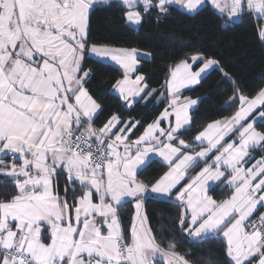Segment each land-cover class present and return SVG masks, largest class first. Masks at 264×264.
Here are the masks:
<instances>
[{"label":"snow or ice","instance_id":"snow-or-ice-1","mask_svg":"<svg viewBox=\"0 0 264 264\" xmlns=\"http://www.w3.org/2000/svg\"><path fill=\"white\" fill-rule=\"evenodd\" d=\"M97 2L0 0V185L11 181L13 189L0 193V264H155L158 256L166 264H190L175 244L157 243L141 211L149 191L175 194L183 209L179 225L191 242L219 239L226 264H264V212L255 215L264 208V130L256 127L257 120L264 125V88L250 96L235 86L230 100L239 102L238 110L192 137L201 145L195 150L178 136L191 127L189 111L197 100H180L177 93L200 83L209 69L228 77L218 60L197 52L192 63L186 58L175 66L167 84L172 111L163 117L174 115V126L161 128L157 120L131 142L127 133L136 124L119 127L125 122L118 115L94 127L103 109L86 87L94 72L85 68L90 55L123 66L124 78L114 88L124 100L147 88L140 86L143 76H129L139 63L135 48L90 44L89 17ZM120 3L126 22L138 26L153 10L159 20L172 5L195 13L205 0ZM210 3L230 19L246 11L264 18V0ZM258 35L264 40V26ZM257 150L260 159L246 167ZM150 154L163 157L168 168L146 183L138 171ZM201 162L205 166L180 187ZM216 182L229 189L227 198L208 194ZM128 198L136 201L130 230L122 212Z\"/></svg>","mask_w":264,"mask_h":264},{"label":"trees","instance_id":"trees-1","mask_svg":"<svg viewBox=\"0 0 264 264\" xmlns=\"http://www.w3.org/2000/svg\"><path fill=\"white\" fill-rule=\"evenodd\" d=\"M125 6L119 0L98 3L90 12L89 41L110 47L138 49L150 54L142 57L138 73L145 76L148 85L145 95L132 107L124 104L121 96L114 92L116 82L123 77V71L116 65L89 56L85 68L94 70L86 87L102 106L94 120V127H102L113 115L123 121L133 119L138 125L132 138L140 135L154 122L168 105L167 81L176 64L192 54L202 52L206 57L216 59L220 67L228 73L225 77L218 69L209 71L200 83L182 94L199 99L192 112V125L181 132L178 139H186L196 146L194 137L214 120L231 117L238 110L239 102L231 103L230 97L235 86L246 95L254 96L264 85V40L258 35L262 18L247 11L233 20L220 13L211 3H207L195 13H187L176 6H170L167 16L156 19V11L146 15L139 27L130 26L123 17ZM229 20L227 26L224 21ZM154 90V91H153ZM152 93L148 95V93ZM264 110V109H263ZM257 129L264 130L260 122ZM260 157L259 150L253 153ZM204 162L192 172L199 171ZM168 168L157 159L147 164L138 175L146 183L153 182ZM4 177H0L3 180ZM61 189L65 177L58 178ZM12 182L0 185V193L12 191ZM214 199H224L230 195L229 189L216 185L211 189ZM135 200H129L123 207L124 227L130 230L135 213ZM144 210L153 234L161 247L175 244V251L190 264H226L224 246L219 239H207L201 243L191 242L179 225L182 206L173 196L149 195L144 200ZM155 264H166L156 259Z\"/></svg>","mask_w":264,"mask_h":264},{"label":"crops","instance_id":"crops-1","mask_svg":"<svg viewBox=\"0 0 264 264\" xmlns=\"http://www.w3.org/2000/svg\"><path fill=\"white\" fill-rule=\"evenodd\" d=\"M119 1H120V0H119ZM207 3H210V0H205V4H204V5H206ZM204 5H202L199 9H201ZM172 6H176V7H178L179 9H181V10L187 12L186 9L181 8L179 5H172ZM187 13H188V12H187ZM190 14H192V13H190ZM139 26H140V25H138V26H132V27L137 28V27H139ZM109 47H110V46H109ZM112 48L121 49V48H119V47H112ZM127 49H128V48H127ZM136 50H137V59H138L139 63L136 65V70H135L133 73H130L129 76H130V79H131L132 81H135V78H136V76H138V75H139V76H143L144 79H143V80L141 81V83H140V86L143 87L144 85H147V83H146V79H145V76H144V75L138 73V68H139V65H140V59H141L142 57H147V58H149V57H150V54L147 53V52H144V51L138 50V49H136ZM102 61L109 62V63H111V64H113V65H116V66H118L119 68H121V70L123 71V77H122L120 80H122V79L124 78L125 70H124V68H123L122 65L118 64V63L115 62V61H112L111 58H106V59H104V60H102ZM188 62H189V63H192V61H191L190 58L188 59ZM202 64H203V61H200V62H198V63H195V64L193 65V71L198 70V68L201 67ZM176 65H177V64H176ZM174 70H175V66H174V68L172 69V71H174ZM211 70H212V69H209L205 74H202V78H203V77H204L209 71H211ZM172 71H171V73H172ZM171 73H170V75H169V77H168V81L171 80ZM202 78H201V80H202ZM201 80H200V81H201ZM168 81H167V84H168ZM198 84H199V83H198ZM198 84H196V85H189V86L183 87V88H181V89L179 90V92L177 93V95H178V97L180 98V100H184L185 98H187V99H192V100H197V104H196V105H193L192 108H191L190 111H189V115H190L191 117H192V112H193V110H194V109L198 106V104H199V99H198V98H193V97H190V96H185V95H183L182 93H183L184 91L190 89V88H193V87L197 86ZM147 88H148V85H147ZM147 88L145 89L144 92L140 93L139 96H129L128 100H124L123 97L119 94L118 90L115 89V88H114V92L117 93L118 95H120L121 98H122V100L124 101V104L126 105V107L130 108V107H132V106H133V105H134V104H135L140 98H142V97L145 95V93H146V91H147ZM167 92H168V105H167V107L162 111V113L159 115V117L155 120V121L159 120V122H160V127H161V128H164V129H168L170 126H174V125H175V116H174V115H171V116H169V117H167V118H164V117H163V113H164L166 110H167L168 112H171V111H172V109H171V107H170V102H171V99H172V95H171V93H170L169 90H168V86H167ZM90 94H91V93H90ZM91 95H92V94H91ZM93 98H94V97H93ZM94 99H95V98H94ZM95 100H96V99H95ZM96 101H97V100H96ZM97 103H99V102L97 101ZM99 104H100V103H99ZM263 109H264V108H262L261 110H263ZM98 114H99V113H98ZM96 117H97V116H96ZM120 119H121V118H120ZM121 120H122V119H121ZM122 121H123V120H122ZM155 121H154V122H155ZM124 122H125V123L121 124L119 127H125L126 125H127L128 127H131L132 124H136V127H137V125H138V123H137L138 121L133 120V119H129V120L124 121ZM250 122H251V121H250ZM258 122H260V121L257 120V121H256V124H257ZM152 123H153V122H152ZM191 125H192V121H191ZM136 127L133 128L131 132L127 133L130 142H131V141H135V140H136L137 138H139V136H141V135L145 132V130H146V129H145V130H144L140 135H138L136 138H132L131 136H132L134 130L136 129ZM146 128H147V127H146ZM186 128H187V126H186ZM257 130H259V129H257ZM115 131H119V128H117ZM183 131H184V130H182L181 132H183ZM230 135H231V134H230ZM161 139H165V140H166L165 137H161ZM225 139H226L228 142H232L228 137H226ZM195 144H196V146H200V147H201V145H199L198 142H195ZM202 146L206 147L207 145L204 144V145H202ZM199 150H200V148H199ZM199 150H197V151H199ZM215 154H216V153H215V151H214L213 153H210L209 156L212 157V158H214V155H215ZM253 156H254V155H253ZM254 157H255V156H254ZM154 159H157V160L162 161L163 163L167 164V161H165V160L163 159V157H160L158 154H150V159H149L148 161H146V164H145L144 166H142L141 170H142L147 164H149L152 160H154ZM258 159H260V157H259V158H258V157H255L254 159L251 160L250 163L246 164L245 166H246V167H251L252 164H255L256 161H257ZM211 162H212L211 159H208V160H207V163H211ZM167 165H168V164H167ZM204 166H205V164H203V165L201 166V168L204 167ZM141 170L138 171V175H139V172H140ZM193 175H194V174H191V175H190V173H189L188 178H186V180H185L184 182H182V184H181L180 187H182L184 184H186V183L190 180L191 176H193ZM138 179H139V178H138ZM224 183L226 184V180L224 181ZM216 185H221L222 187L224 186V185L221 184L220 182H216ZM211 189H212V188H211ZM211 189L209 190V193H208V194L212 196V194H211ZM149 195H154V196L162 197V196H160V195H158V194H156V193H152L151 191H149V192L146 194V197L149 196ZM172 196L175 198V194H174V193H173ZM212 197H213V196H212ZM129 200H135V199L128 198V201H129ZM134 203H136V201H135ZM260 212H264V208H259L256 214H259ZM256 214H255V215H256ZM134 216H135V213H134Z\"/></svg>","mask_w":264,"mask_h":264},{"label":"rangeland","instance_id":"rangeland-1","mask_svg":"<svg viewBox=\"0 0 264 264\" xmlns=\"http://www.w3.org/2000/svg\"><path fill=\"white\" fill-rule=\"evenodd\" d=\"M219 11V10H218ZM254 13V12H253ZM257 17H258V15L256 14V13H254ZM258 18H260V17H258ZM231 19H233V20H237L236 18H231ZM261 19V18H260ZM239 20V19H238ZM261 26H264V18H262V21H261ZM136 204V203H135ZM141 211L145 214V210H144V202H143V207H142V209H141ZM135 214H136V208H135ZM156 259H162V260H164V258L163 257H157ZM165 261V260H164Z\"/></svg>","mask_w":264,"mask_h":264},{"label":"built area","instance_id":"built-area-1","mask_svg":"<svg viewBox=\"0 0 264 264\" xmlns=\"http://www.w3.org/2000/svg\"><path fill=\"white\" fill-rule=\"evenodd\" d=\"M102 2H103V0H98V3H102ZM262 88H264V85ZM256 215H259V214H256Z\"/></svg>","mask_w":264,"mask_h":264}]
</instances>
